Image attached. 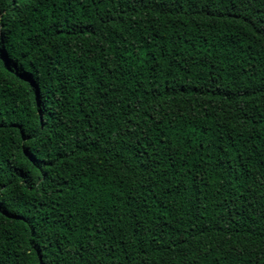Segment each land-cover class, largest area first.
Segmentation results:
<instances>
[{
  "label": "trees",
  "instance_id": "obj_1",
  "mask_svg": "<svg viewBox=\"0 0 264 264\" xmlns=\"http://www.w3.org/2000/svg\"><path fill=\"white\" fill-rule=\"evenodd\" d=\"M0 264H264V0H0Z\"/></svg>",
  "mask_w": 264,
  "mask_h": 264
}]
</instances>
